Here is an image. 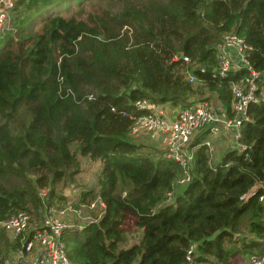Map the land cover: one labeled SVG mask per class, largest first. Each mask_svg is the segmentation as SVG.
Segmentation results:
<instances>
[{
    "label": "trees",
    "instance_id": "16d2710c",
    "mask_svg": "<svg viewBox=\"0 0 264 264\" xmlns=\"http://www.w3.org/2000/svg\"><path fill=\"white\" fill-rule=\"evenodd\" d=\"M85 1L17 0L0 33V222L20 210L41 215L55 204L56 185L79 172L80 156L89 157L102 163L99 190L81 200L98 198L106 209L65 232L74 264H186L191 246L199 261L243 264L234 259L259 250L264 237L263 188L241 199L264 186V103L250 106L247 148L227 150L213 165L201 145L186 184L176 183L181 167L164 145L155 158L142 152L134 138L149 136L130 135L129 115L141 98L189 105L197 88L185 79L187 59L231 115L229 81L246 71L215 78L216 46L227 34L243 36L264 78V0ZM129 216L141 230L135 238ZM3 230L0 264L20 247ZM245 232L251 236L238 244Z\"/></svg>",
    "mask_w": 264,
    "mask_h": 264
},
{
    "label": "built area",
    "instance_id": "2783aa9c",
    "mask_svg": "<svg viewBox=\"0 0 264 264\" xmlns=\"http://www.w3.org/2000/svg\"><path fill=\"white\" fill-rule=\"evenodd\" d=\"M17 0H0V33L3 32L14 19V8ZM216 60L218 67L214 72L215 78H225L232 72L246 71L241 77L230 80L232 94V110L228 117L220 116L213 104L207 100H197L180 108L175 115H170L166 108L149 98L135 101L134 111L130 119V135L149 134L151 137H162L164 140L165 154L169 160L176 162L181 167L176 183L186 184L192 179V168L195 162L196 150L192 140L198 132L209 128V133L214 136L220 129L230 131L236 142V147L244 151L247 146L241 141L242 128L250 120L249 109L252 104L264 103V92L261 83H264L262 73L254 67L249 54L254 47L243 36L235 33L227 34L216 46ZM188 66L184 70L185 79L192 85L202 81ZM136 111L140 114H136ZM212 152L210 140H205ZM263 188L262 182L241 199L247 200L256 190ZM46 189L40 190V195L45 197ZM169 198L172 193H168ZM264 202V191L259 196ZM79 207L76 201L64 204H44L40 223L34 222L30 213L17 211L0 222V226L12 237L20 238V247L16 251L13 263L7 264H74L68 256L64 234L67 230H83L85 223L97 221L106 209L105 203L98 198L91 202L80 200ZM96 212L95 215L92 212ZM92 214V215H91ZM77 215L79 222L68 220L69 216ZM31 227L30 232H26ZM195 247L191 246L186 254V264H217L214 261H199ZM247 264H264V237L261 239V249L249 255Z\"/></svg>",
    "mask_w": 264,
    "mask_h": 264
},
{
    "label": "rangeland",
    "instance_id": "374dc122",
    "mask_svg": "<svg viewBox=\"0 0 264 264\" xmlns=\"http://www.w3.org/2000/svg\"><path fill=\"white\" fill-rule=\"evenodd\" d=\"M93 1L94 0H87L84 3L88 2V6H89ZM78 10H79V8L73 9V12L75 13ZM25 11L28 12V10H26L25 6H21V14H22L21 17H23V15L25 14ZM27 12H26V14H27ZM190 65H192V64H189V68H190ZM192 66H194V69H195L199 65L196 66V64H193ZM195 87L197 88L196 89V92H197L196 97L198 100L203 99V98H207L210 95V92L208 91V89H205L203 86L200 85V83L195 85ZM147 135L149 136V138L139 136L140 138H134V140L137 143L142 144V146H143L142 152L144 154H150L153 158H155L156 156H159L160 153L162 152V149H163L162 144L158 142L159 140L156 141V139H157L156 137L154 138V137H151L149 134H147ZM204 139H206V138H203V140ZM223 152L224 151H222V145H220L219 147L216 148V152L214 153V155L211 156V158H212L211 163H213V165L222 159ZM80 162H81V165H80L79 172L75 174V176L72 179V182H70V179H68L67 182H65V183L62 182V183H59L58 185H56V191H57L58 195L53 199V201H55V204H64V203L69 202V201H76V207H79L80 204H77V203L80 202V200L83 196V192L89 191V190H95V194H96L97 191L99 190L98 184H99V174H100V170L102 167L101 161L92 160L89 157L80 156ZM195 167L196 166L194 165L193 168L195 169ZM183 188H184V186H177L176 192H182ZM46 191H47V189H46ZM172 198H173V194H172V196H170L169 202L173 201ZM62 200H63V202H60ZM82 200H84V199H82ZM95 213H96L95 211L92 212V214H94V215H95ZM41 214H42V211H41ZM35 216H37V218ZM40 216L41 215L34 214L32 216V220L34 222L40 223L39 222ZM41 219H42V216H41ZM132 219H133V216H131V217L129 216L127 218V221H126L127 230L129 231L128 233L131 232V233L135 234V236H137L139 233V230L133 224L132 221L134 219L133 220ZM70 222H72V221H70ZM245 227L247 230L248 226L245 225ZM0 228H2V227L0 226ZM32 228L33 227L28 229L26 232H30L32 230ZM247 236H251V234L246 233L245 235H243V234L235 235L236 239L239 240L238 244H242V241L245 238L249 239V238H247ZM10 238H12V237H10ZM14 253H15L14 251H9L7 254V261L9 263H13L15 261L16 256ZM234 260H235V262L238 261V262H242L243 264H247L246 258L242 255H238ZM7 261H6V264H7Z\"/></svg>",
    "mask_w": 264,
    "mask_h": 264
},
{
    "label": "crops",
    "instance_id": "0c3cea01",
    "mask_svg": "<svg viewBox=\"0 0 264 264\" xmlns=\"http://www.w3.org/2000/svg\"><path fill=\"white\" fill-rule=\"evenodd\" d=\"M234 72H232L231 74H233ZM231 79H234V78H231ZM230 79V80H231ZM229 84H230V81H229ZM261 86V90L262 92H264V83H261L260 84ZM229 90H230V85H229ZM231 93V91H230ZM198 99L196 97H193L192 98V102H195L197 101ZM209 100L215 110L217 111V113L222 116V117H228L230 116V108H228L224 102H222L220 99H219V95H215V94H212L210 93L209 95ZM165 108L166 110L168 111V113L171 115H175L177 113V111L182 108L181 106H174L172 105L171 103H161ZM207 132H206V131ZM203 138H206L203 140ZM159 140V141H158ZM205 140H210L211 141V144H212V154L214 155V153L216 152V148L219 147L220 145H222V151L223 152V155L225 154V152L227 150H230V149H234L236 148V142L232 136V133L230 131H225L223 129H220L219 132L217 134H215L214 136H211V134L209 133V129H204L203 131L201 130L200 132H198L196 134V136L193 138L192 140V146L194 147V149L196 150V153H197V149L203 144V142ZM156 141H158L159 143H161L162 145H165L164 144V140L163 138L161 137H158L156 139ZM199 142V143H197ZM223 157V156H222ZM196 159V157H195ZM264 203V202H263ZM68 220L70 221H75V222H79L81 219L77 216V215H74V216H69L68 217ZM139 230V229H138ZM132 235H135V234H132ZM141 235V230H139V233L137 236ZM261 242V241H260ZM261 249V248H260ZM259 249V250H260ZM257 250V251H259ZM256 251V252H257ZM15 256H16V251H15ZM248 258H246V263L248 261Z\"/></svg>",
    "mask_w": 264,
    "mask_h": 264
},
{
    "label": "water",
    "instance_id": "95a60500",
    "mask_svg": "<svg viewBox=\"0 0 264 264\" xmlns=\"http://www.w3.org/2000/svg\"><path fill=\"white\" fill-rule=\"evenodd\" d=\"M133 238H135V235H133Z\"/></svg>",
    "mask_w": 264,
    "mask_h": 264
}]
</instances>
